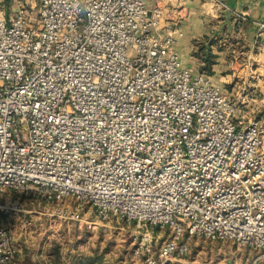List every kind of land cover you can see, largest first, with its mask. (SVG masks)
<instances>
[{
  "label": "built area",
  "instance_id": "obj_1",
  "mask_svg": "<svg viewBox=\"0 0 264 264\" xmlns=\"http://www.w3.org/2000/svg\"><path fill=\"white\" fill-rule=\"evenodd\" d=\"M163 20L144 0H0V196L15 193L0 212L29 227L22 198L66 222L89 205L142 229L145 264H208L182 259L198 237L252 248L248 264H261L264 110L238 114L182 67ZM246 20L232 10L236 30ZM15 252L0 228V264Z\"/></svg>",
  "mask_w": 264,
  "mask_h": 264
},
{
  "label": "crops",
  "instance_id": "obj_2",
  "mask_svg": "<svg viewBox=\"0 0 264 264\" xmlns=\"http://www.w3.org/2000/svg\"><path fill=\"white\" fill-rule=\"evenodd\" d=\"M144 1L148 7L158 4L162 8L164 20L160 33H172L175 36L174 46L182 67L189 68L193 72L199 71L198 67L201 62L192 56V51L196 48L194 42L205 41V37H208L205 45L210 47L211 52L215 55L212 71L214 75H219L216 82L223 83L222 79L227 77L229 81H226V84H228L235 77L238 78L239 73L242 74V83L248 88L235 94L241 93L245 97H253L258 94L261 96L260 101L257 102L258 106L264 110L262 89H252L253 86L259 87V83L264 82V68H262V62L264 64V0L249 2L225 0L233 10L246 15L247 20L241 31L234 28L231 18L224 19L222 7L219 4L220 0ZM209 41L213 42L211 46L208 44ZM257 77H261V79L255 85L252 81ZM210 78L215 82L213 77ZM14 198L15 193L9 191L0 196V203ZM19 204L24 210V217L28 216L33 219V226H23L17 214L0 212V228L10 232L16 248L12 257L14 264H107L103 261L100 252L95 250L81 253V251L73 249L74 246L66 245L62 253H51L49 248H54L51 240L53 237L47 235L45 241L49 244L41 245L40 242L44 241V234L35 232L38 230H36V220L41 216L36 217L33 214H40V212L26 207L28 204L26 199H22ZM63 222L66 223V226L70 223L58 220L55 227H60ZM34 227L35 229H33ZM118 254L121 264H138L133 261L131 252L127 253L126 251Z\"/></svg>",
  "mask_w": 264,
  "mask_h": 264
},
{
  "label": "rangeland",
  "instance_id": "obj_3",
  "mask_svg": "<svg viewBox=\"0 0 264 264\" xmlns=\"http://www.w3.org/2000/svg\"><path fill=\"white\" fill-rule=\"evenodd\" d=\"M37 7L39 9V2H37ZM132 54L129 53L128 57L131 58ZM256 62V61H255ZM262 68L264 64L262 62ZM239 73L238 78H234L231 82L226 84V81H229L227 77L222 79L223 83L216 82L219 78V75H209L215 80L214 83L220 85L222 92L228 97L229 101L232 102L238 111V114H243L246 116L256 115L262 109L258 106V103L261 99V96H247L243 94H235L240 92L242 89L248 88L244 83H242V78ZM230 79V78H229ZM261 77H257L252 81L257 85L258 80ZM259 87L253 86L252 89L259 90L262 89L264 93V82H260ZM233 88V89H232ZM258 106V107H257ZM262 108V107H261ZM26 199L28 203L26 207L35 209L40 212V214H33L34 216H41L36 220V230L37 234H44V238L41 245H47L48 242L45 241L47 235L52 240V247L49 248L51 253L57 254L62 253L65 250L66 245L74 246L73 249L81 251V253H86L87 251H98L100 252L103 261L107 264H121L120 252H131L133 261L141 264L143 262L142 256H135L134 251V242L140 241L141 228L137 227L134 222H126L121 219H116L111 217L110 220H101L96 216L94 209L89 205H84L80 207L81 211V221H72L69 225L63 224L60 227H55V224H58V220L46 215L49 212H52L55 204L47 203L44 200L34 201L29 198ZM31 205H30V204ZM61 204H72L70 199L64 200ZM49 208V209H48ZM27 219H31L26 216ZM32 224L34 225L33 219H31ZM40 224V227H38ZM35 226V227H36ZM35 227L33 229H35ZM158 234H161L162 231L154 229ZM163 238V236H161ZM56 241L55 243H53ZM160 244V240L153 245L152 252L153 255L157 253V247ZM35 250V249H34ZM261 253L249 248V247H238L230 241L227 240H210L204 237H198L192 239L189 243V250L182 257L183 260L187 262L200 261L208 264L221 263V264H248L254 257L260 255ZM145 264V263H144ZM261 264H264V258H262Z\"/></svg>",
  "mask_w": 264,
  "mask_h": 264
},
{
  "label": "trees",
  "instance_id": "obj_4",
  "mask_svg": "<svg viewBox=\"0 0 264 264\" xmlns=\"http://www.w3.org/2000/svg\"><path fill=\"white\" fill-rule=\"evenodd\" d=\"M205 39V41L194 42L196 48L192 51V56L198 58L201 62L198 70L204 71L209 76L213 74L212 66L215 64V55L211 52V48L205 45V42L208 41V37H205ZM212 43L211 41L208 42L210 46Z\"/></svg>",
  "mask_w": 264,
  "mask_h": 264
},
{
  "label": "water",
  "instance_id": "obj_5",
  "mask_svg": "<svg viewBox=\"0 0 264 264\" xmlns=\"http://www.w3.org/2000/svg\"><path fill=\"white\" fill-rule=\"evenodd\" d=\"M224 4V8L222 9L224 19L228 20L229 18L232 19V7L225 2V0H220ZM246 2L252 1V0H245Z\"/></svg>",
  "mask_w": 264,
  "mask_h": 264
}]
</instances>
